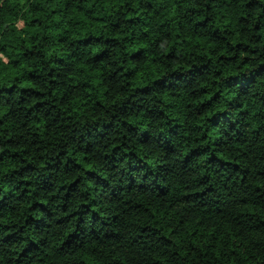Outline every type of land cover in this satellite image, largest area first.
<instances>
[{
    "label": "clouds",
    "instance_id": "9594fccd",
    "mask_svg": "<svg viewBox=\"0 0 264 264\" xmlns=\"http://www.w3.org/2000/svg\"><path fill=\"white\" fill-rule=\"evenodd\" d=\"M0 264H264V0H0Z\"/></svg>",
    "mask_w": 264,
    "mask_h": 264
}]
</instances>
